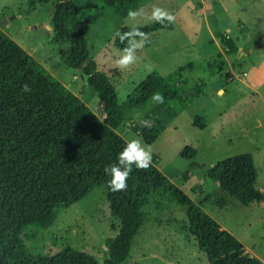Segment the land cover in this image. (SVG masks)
<instances>
[{
	"label": "rangeland",
	"instance_id": "obj_1",
	"mask_svg": "<svg viewBox=\"0 0 264 264\" xmlns=\"http://www.w3.org/2000/svg\"><path fill=\"white\" fill-rule=\"evenodd\" d=\"M75 2L80 7V17L99 7L98 0ZM213 2L224 6L225 12L206 19L203 9L207 14L210 7L215 11ZM54 5V0L34 6L30 0H0V30L103 119L98 95L81 69L62 59L67 44L56 38L51 26ZM157 9L166 15L155 19L153 12ZM134 13L121 19L105 9L86 33L91 56L98 70L109 78L118 101L125 103L135 98L136 90L151 74L167 77L180 68L183 71L176 81L178 87L183 82L186 92L196 84L205 87L201 96L186 106L184 101L168 104L175 114L150 146L133 129L138 121L150 126L155 120L167 118L156 100L141 111L133 109V121L115 131L127 143L139 140L154 165L174 186L233 235L247 249L248 257L264 262V205H241L205 175L225 159L251 154L258 172L255 187L264 195V85L257 82L264 72L262 77L255 75L260 68L264 71V22L257 20L264 13V0H143ZM161 20L170 28L153 32L145 40L124 31ZM209 34L217 40L228 35L242 44L229 57L236 79L224 96L217 95L216 89L226 88L225 77H213L208 68L210 54L215 51ZM126 54L132 59L121 65L118 61ZM253 75L256 82L251 83L257 90L242 82ZM195 118L204 120L203 129L194 126ZM187 147L195 150L194 156H181ZM143 214L146 222L134 238L124 264H207L188 233L185 210L175 200L164 197L144 208ZM118 228L119 221L110 216L105 190L97 187L69 208L60 207L51 227L28 228L21 240L29 254L37 258L54 257L67 247L103 258L106 240L114 238Z\"/></svg>",
	"mask_w": 264,
	"mask_h": 264
},
{
	"label": "trees",
	"instance_id": "obj_2",
	"mask_svg": "<svg viewBox=\"0 0 264 264\" xmlns=\"http://www.w3.org/2000/svg\"><path fill=\"white\" fill-rule=\"evenodd\" d=\"M49 1L30 0V5ZM98 1L97 9L80 17L75 0H54L51 26L56 38L67 44L63 61L81 69L98 95L103 119L0 30V264H124L134 238L146 222L144 208L164 197L175 200L185 210L188 233L207 264H263L246 256L245 247L201 211L151 160L147 168L133 164L126 187L112 189V177L106 168L125 167L118 156L127 145L115 130L133 121L132 110H143L156 100L155 94L162 97L156 103L167 114L166 119L155 120L150 126L140 127L139 121L134 124V132L150 146L175 114L168 104L184 101L186 106L201 96L205 86L196 84L188 92L183 89L184 82L178 87L176 81L183 68L167 77L153 73L136 90L135 98H128L125 105L120 103L109 78L98 70L91 56L86 33L105 9L125 19L139 9L143 0ZM169 28L168 22L161 20L124 31L145 40L151 33ZM220 41L227 55L237 53L231 40L222 36ZM187 67L191 68V64ZM208 68L213 77H230L223 62L210 61ZM203 121L195 118L194 126L203 129ZM194 154L190 147L181 152L182 157ZM205 175L243 206L264 201V195L255 187L258 172L251 154L225 159ZM97 187L105 190L110 216L119 221L117 235L106 240L103 258L68 247L49 258L29 254L21 240L25 230L51 227L60 207L69 208Z\"/></svg>",
	"mask_w": 264,
	"mask_h": 264
},
{
	"label": "clouds",
	"instance_id": "obj_3",
	"mask_svg": "<svg viewBox=\"0 0 264 264\" xmlns=\"http://www.w3.org/2000/svg\"><path fill=\"white\" fill-rule=\"evenodd\" d=\"M129 15H135V13H129ZM160 15H166V13L161 12L159 9L153 12V17L159 19ZM168 20H172L171 15H167ZM127 51V50H126ZM132 57L130 55L123 56L118 63L125 65L131 61ZM24 90L28 91V86L24 85ZM154 99L162 100V97L159 94L154 95ZM141 142L139 140H131L119 153L118 159L121 164H124L125 167L120 169L116 165H112L110 168H106V172L109 173L112 177L111 187L115 190H121L126 187L125 180L131 171V166L133 164L138 168H147L151 160L150 154L140 146Z\"/></svg>",
	"mask_w": 264,
	"mask_h": 264
},
{
	"label": "crops",
	"instance_id": "obj_4",
	"mask_svg": "<svg viewBox=\"0 0 264 264\" xmlns=\"http://www.w3.org/2000/svg\"><path fill=\"white\" fill-rule=\"evenodd\" d=\"M203 1H210V0H203ZM213 5L215 6V11L213 9H211V7L209 8L210 12L209 14L206 13V8L203 9V13H205L206 15V19L208 17H211L216 14V13H223L225 12V7L220 5V3H217V2H213ZM208 8V7H207ZM215 17V16H214ZM257 20H259L260 22H264V13L261 14V15H258L257 17ZM256 20V21H257ZM210 33V32H209ZM210 35V34H209ZM225 37L226 39H229L231 40L237 47L238 51L241 49V45L242 44H239L236 42L235 39H233L232 37L228 36V35H221V37ZM220 37V35H219ZM220 37V38H221ZM210 43L214 45V49L215 51L210 54V59H208V61H216V62H223L225 65H226V68H227V72H229V76L230 77H225V76H215V77H225L224 78V81L226 82L225 83V87H218L216 89V94L219 95V96H224L225 94H227L229 92V90L227 88H229L231 86V84H233L234 80L236 79V77L234 76L233 74V71L231 70L230 66H231V63H229V55L226 54V49L225 47L223 46V44L221 43L220 39H216L214 35H210ZM245 44V42L243 43ZM259 47V46H258ZM232 56V55H231ZM228 66H229V69H228ZM261 69V68H260ZM260 69H258L256 72H255V75L258 77L260 75V77L263 76V72L264 71H261ZM156 74V73H155ZM158 75V74H157ZM244 76H247L245 73L243 74ZM255 75H253L252 77H250V79L248 80H242L243 84L246 86V87H249L251 88L252 90H257L258 88L256 87V85L254 86L251 82H256V80L254 79ZM259 78V77H258ZM223 81V82H224ZM245 82V83H244ZM250 82V83H249ZM257 82H261V85L263 84L264 85V77L261 78L259 81ZM128 101V100H127ZM127 101L123 104L125 105L127 103ZM259 205H264V201H262ZM245 253L247 254V249H245ZM247 256V255H246ZM257 259V258H255ZM259 260V259H257ZM261 263L264 264V262H262L261 260H259Z\"/></svg>",
	"mask_w": 264,
	"mask_h": 264
},
{
	"label": "water",
	"instance_id": "obj_5",
	"mask_svg": "<svg viewBox=\"0 0 264 264\" xmlns=\"http://www.w3.org/2000/svg\"><path fill=\"white\" fill-rule=\"evenodd\" d=\"M98 106H99V109H100V102L98 103ZM139 126H140V127H143V126H144V123H143V122H139ZM95 257L101 258L102 255H97V256H95Z\"/></svg>",
	"mask_w": 264,
	"mask_h": 264
}]
</instances>
